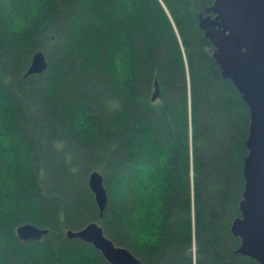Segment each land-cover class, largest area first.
<instances>
[{
	"label": "trees",
	"instance_id": "1",
	"mask_svg": "<svg viewBox=\"0 0 264 264\" xmlns=\"http://www.w3.org/2000/svg\"><path fill=\"white\" fill-rule=\"evenodd\" d=\"M214 1L0 0V264H110L66 235L92 221L142 264H262L231 230L251 112L199 25Z\"/></svg>",
	"mask_w": 264,
	"mask_h": 264
},
{
	"label": "water",
	"instance_id": "2",
	"mask_svg": "<svg viewBox=\"0 0 264 264\" xmlns=\"http://www.w3.org/2000/svg\"><path fill=\"white\" fill-rule=\"evenodd\" d=\"M210 10L214 14L200 15L199 25L215 47L213 56L223 76L237 86L251 112L242 216L234 219L231 230L241 239L239 251L264 264V0H215ZM47 67L45 53L38 50L26 75ZM158 95L156 88L153 99ZM89 184L103 215L108 202L103 175L93 171ZM49 232L31 223L17 228L22 241H37ZM66 235L93 245L110 264H142L128 248L116 245L97 221L77 230L67 228Z\"/></svg>",
	"mask_w": 264,
	"mask_h": 264
}]
</instances>
